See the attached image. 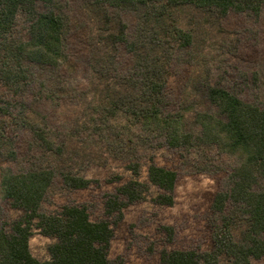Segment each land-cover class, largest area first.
Segmentation results:
<instances>
[{
    "label": "rangeland",
    "instance_id": "374dc122",
    "mask_svg": "<svg viewBox=\"0 0 264 264\" xmlns=\"http://www.w3.org/2000/svg\"><path fill=\"white\" fill-rule=\"evenodd\" d=\"M54 9L66 18V60L58 68L31 65L30 81L17 96L0 86V105L8 101L14 105L10 107L11 115L0 113V150L16 152L14 159L0 158V177L3 167L14 172L40 166L54 169L55 177L41 211L56 213L64 205H85L91 220H108L114 230L109 249L113 264H163L164 250L211 251L214 226L220 223L213 200L217 192L230 188V175L239 161L211 145L173 148L160 138L148 142L147 135L138 140L133 136L131 141H138L135 144L117 140L116 127L109 133L95 129L101 97L123 90L122 74L133 71L137 55L114 38L120 29L117 13L107 16L86 0H59ZM145 11L119 12L130 39ZM169 17L192 34L193 42L181 48L165 37V46L155 51L165 57L167 65L165 114L181 116L185 129L198 134L197 113L223 117L208 98V86L223 87L245 102L264 104V8L260 14L232 11L222 15L216 10L183 5L172 8ZM169 17L151 16L147 27L163 31ZM27 26L20 17L17 31L21 36H26ZM23 109L32 121L48 129L54 148L61 147V153L40 146L20 118ZM123 124L126 126L125 121ZM126 132L144 134L140 126L134 125ZM152 159L178 174L173 205L155 201L162 191L148 180ZM133 161L139 162V178L149 187L142 199L123 209V217L119 218L117 212L107 213L105 203L109 195L117 194V187L134 178L129 168ZM63 173L94 182L87 188H71L65 184ZM263 187L264 181L258 185L259 189ZM121 198L127 201L125 196ZM231 207L228 205L226 213ZM24 213L0 190V228L10 233L13 221ZM237 217L233 232L241 240L246 221L242 215ZM167 226L172 227L171 234ZM54 241L35 230L30 238L31 252L40 260L49 259L48 247ZM220 259L229 263L224 255ZM251 263L264 264V256L253 258Z\"/></svg>",
    "mask_w": 264,
    "mask_h": 264
},
{
    "label": "trees",
    "instance_id": "16d2710c",
    "mask_svg": "<svg viewBox=\"0 0 264 264\" xmlns=\"http://www.w3.org/2000/svg\"><path fill=\"white\" fill-rule=\"evenodd\" d=\"M59 0H0V86L13 92L24 90L30 81V66L58 68L67 58L65 46L66 18L54 8ZM90 6L109 16L117 13L120 29L114 38L137 55L133 71L122 74L123 90L115 95L104 93L96 108L101 133L117 128V140L131 141L140 137L148 142L156 138L170 147L192 148L211 145L221 154L234 156L239 164L231 173V186L219 191L213 200V210L220 217L213 232L214 246L211 251L199 253L193 249L164 250L163 264H252L251 260L264 256V104L245 102L240 97L220 86H208L211 103L223 117L209 112H199L195 122L200 127L196 134L184 127L183 118L165 114V87L167 68L165 57L155 53L163 48L165 37L185 48L192 44L193 36L181 28L170 16V10L183 5L200 9L216 10L222 15L230 12L260 14L264 0H86ZM151 10L149 11V9ZM146 9L139 29L132 39L121 21V10ZM167 18L170 21L163 31L147 27L150 17ZM27 22L26 36L17 31L19 18ZM145 53V54H144ZM102 69L109 70L107 67ZM102 69L99 73L103 72ZM11 101L0 105V113L12 114ZM24 107V106H23ZM40 146L46 151L61 153L54 148L48 129L32 121L23 109L20 116ZM95 120V121H96ZM126 122V126L123 122ZM131 125L140 126L144 134L127 133ZM142 140V139H141ZM0 158H16V152L0 150ZM129 168L134 178L117 187V194L109 195L105 207L108 214L117 212L123 217V209L144 197L149 185L140 178V164L133 161ZM55 170L36 167L14 172L9 167L1 169L0 190L11 204L24 210V215L13 221L12 231L0 228V264H113L109 249L114 230L108 220L93 221L85 205H64L59 212L41 211L42 202L52 185ZM178 174L175 170L160 166L151 160L148 166L149 182L161 189L155 201L163 205L175 202V187ZM63 179L71 188H87L94 180L72 173H63ZM119 179V177H117ZM121 196H125L124 201ZM232 205L230 213H226ZM237 215H242L246 228L241 240L234 235ZM169 233L172 227H166ZM35 230L55 239L48 247L50 258L40 260L30 249V238Z\"/></svg>",
    "mask_w": 264,
    "mask_h": 264
}]
</instances>
